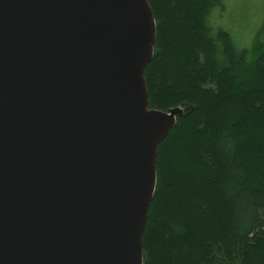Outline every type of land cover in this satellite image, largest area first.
Wrapping results in <instances>:
<instances>
[{
    "label": "water",
    "instance_id": "water-1",
    "mask_svg": "<svg viewBox=\"0 0 264 264\" xmlns=\"http://www.w3.org/2000/svg\"><path fill=\"white\" fill-rule=\"evenodd\" d=\"M149 0H0V264H144L160 144Z\"/></svg>",
    "mask_w": 264,
    "mask_h": 264
},
{
    "label": "trees",
    "instance_id": "trees-1",
    "mask_svg": "<svg viewBox=\"0 0 264 264\" xmlns=\"http://www.w3.org/2000/svg\"><path fill=\"white\" fill-rule=\"evenodd\" d=\"M150 107L187 111L159 146L144 264H264V46L209 21L221 0H149Z\"/></svg>",
    "mask_w": 264,
    "mask_h": 264
},
{
    "label": "rangeland",
    "instance_id": "rangeland-1",
    "mask_svg": "<svg viewBox=\"0 0 264 264\" xmlns=\"http://www.w3.org/2000/svg\"><path fill=\"white\" fill-rule=\"evenodd\" d=\"M209 21L215 30L228 33L235 48L247 49L252 60L257 48L264 46V0H221L211 10ZM179 107L186 113V106Z\"/></svg>",
    "mask_w": 264,
    "mask_h": 264
}]
</instances>
